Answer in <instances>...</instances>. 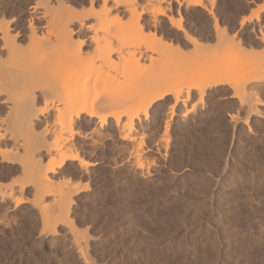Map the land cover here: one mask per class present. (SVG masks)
<instances>
[{
  "label": "rangeland",
  "instance_id": "rangeland-1",
  "mask_svg": "<svg viewBox=\"0 0 264 264\" xmlns=\"http://www.w3.org/2000/svg\"><path fill=\"white\" fill-rule=\"evenodd\" d=\"M40 1L0 0V15L18 18L16 27L25 33L22 49H27L29 22L38 40L52 35L44 28L45 21L30 20L32 8L62 13L65 9V14L81 16L88 7L87 0ZM204 2L212 17L188 5V0H177L168 12L201 44L199 49H180L179 88L185 105L171 110L173 102L167 97L151 106L146 117L137 116L136 141L127 147L119 141L122 124H110L91 140L76 138L75 147L87 166L68 162L55 168L52 183L69 184V227L57 223L51 233L44 231L38 208L31 205L33 190L19 194V164L0 159V264H81L71 231L85 235L91 264H264V45L256 38L257 27L251 32V24H241L264 0ZM161 20L155 28L167 39L183 43L181 35ZM74 33L76 41L79 36ZM233 49L237 52L233 62L218 67L222 53ZM149 68L145 64L135 77L149 72L152 77H146L151 80L162 72L158 63ZM218 68L227 81L239 78L244 70L248 75L242 74V79L260 80L242 94L244 104L228 87L212 86ZM256 98L262 105H252ZM0 114L1 121L5 115L1 105ZM80 127L89 137L90 128ZM3 143L1 148L8 149ZM44 203L50 205L51 198Z\"/></svg>",
  "mask_w": 264,
  "mask_h": 264
},
{
  "label": "bare ground",
  "instance_id": "bare-ground-1",
  "mask_svg": "<svg viewBox=\"0 0 264 264\" xmlns=\"http://www.w3.org/2000/svg\"><path fill=\"white\" fill-rule=\"evenodd\" d=\"M205 1L214 4V0ZM175 2L177 0H87V10L81 16L65 14V9L62 13L47 9L49 12L47 7L37 12L32 8L34 16L30 20L45 21L46 26H43L52 35L38 40L33 23L29 22L25 28L29 34L25 36L28 39L27 49L20 46V38L23 39L25 33L16 27L18 18L7 19L5 15H0V96H4L0 105L5 108L4 118L0 121V159L19 164V194L26 188L33 190V204L29 203L38 208L42 229L47 233H51L57 223L69 227V196L66 192L69 184L64 181L57 185L51 180L55 168L68 162L77 163L81 168L87 166L75 147L78 144L76 138L91 140L93 136L100 137L110 124H122L119 141L127 147V144L132 145L136 141L134 119L137 116L142 114L146 117L151 106L167 97L173 102L171 110L179 103L185 105L186 100L180 99L179 88L183 78L180 49L187 46L199 49L201 44L183 28L180 20L174 21L168 15ZM189 4L212 17L204 0H188ZM58 8L61 9L59 4ZM145 15H149L147 20ZM161 19L174 28L171 31L176 36L181 35L183 43L179 39H167L162 29L155 28ZM245 22L252 25L251 32L257 27L259 37L256 38L264 45V34L259 30L264 25V4L251 17L243 19L241 24L245 25ZM71 25L75 27L74 31L70 29ZM215 28H218L216 23ZM48 32L45 34L49 35ZM73 32L79 36L76 41L73 40ZM236 54L235 49L231 53H222L223 57L218 53L217 57L221 56L218 67L233 62ZM39 55L42 57L39 58ZM44 58L48 59L47 62ZM155 63L162 69L161 73L157 72V77L153 74V78L157 79L155 82L153 78L146 77H152L147 71V75L141 73L144 76L135 77L145 70V64L150 69L149 65ZM244 71L242 74L248 75V71ZM242 74L227 81L221 77L218 68L215 72L218 76L212 81V86H226L233 90L242 105L241 97L245 90L251 86L254 89L253 85L260 82L252 77L242 79ZM142 78L146 80L143 82ZM157 86L161 88L152 91ZM253 101V106L262 105L257 98ZM37 104L41 107L36 109L39 107ZM247 120L243 125L247 126ZM81 124L90 128L89 137L83 135ZM1 141L9 144L8 149L5 146V149L1 148ZM139 157L138 154L136 160ZM140 162L136 163L139 167ZM81 187L77 190L83 191L85 185ZM48 197L51 203L45 205ZM70 234L72 248L76 250L81 264H91L87 258L85 235L72 231Z\"/></svg>",
  "mask_w": 264,
  "mask_h": 264
}]
</instances>
